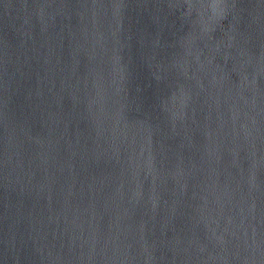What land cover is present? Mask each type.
Here are the masks:
<instances>
[{"label": "water", "instance_id": "1", "mask_svg": "<svg viewBox=\"0 0 264 264\" xmlns=\"http://www.w3.org/2000/svg\"><path fill=\"white\" fill-rule=\"evenodd\" d=\"M0 264H264V0H0Z\"/></svg>", "mask_w": 264, "mask_h": 264}]
</instances>
